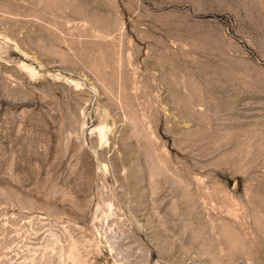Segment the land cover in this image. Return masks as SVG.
I'll list each match as a JSON object with an SVG mask.
<instances>
[{"label": "rangeland", "instance_id": "rangeland-1", "mask_svg": "<svg viewBox=\"0 0 264 264\" xmlns=\"http://www.w3.org/2000/svg\"><path fill=\"white\" fill-rule=\"evenodd\" d=\"M0 264H264V0H0Z\"/></svg>", "mask_w": 264, "mask_h": 264}, {"label": "bare ground", "instance_id": "bare-ground-1", "mask_svg": "<svg viewBox=\"0 0 264 264\" xmlns=\"http://www.w3.org/2000/svg\"><path fill=\"white\" fill-rule=\"evenodd\" d=\"M100 130H102V129H100ZM100 130L98 132H100V134L102 135V131H100Z\"/></svg>", "mask_w": 264, "mask_h": 264}]
</instances>
